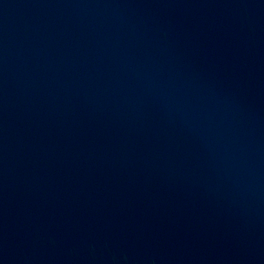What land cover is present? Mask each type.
<instances>
[{"label": "water", "instance_id": "water-1", "mask_svg": "<svg viewBox=\"0 0 264 264\" xmlns=\"http://www.w3.org/2000/svg\"><path fill=\"white\" fill-rule=\"evenodd\" d=\"M0 264H264V0H0Z\"/></svg>", "mask_w": 264, "mask_h": 264}]
</instances>
